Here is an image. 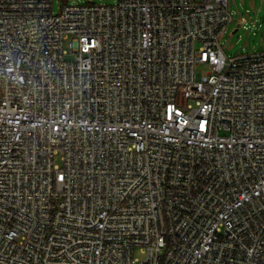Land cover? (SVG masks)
<instances>
[{"label":"built area","instance_id":"built-area-1","mask_svg":"<svg viewBox=\"0 0 264 264\" xmlns=\"http://www.w3.org/2000/svg\"><path fill=\"white\" fill-rule=\"evenodd\" d=\"M231 20L0 0V264H264V49L227 55Z\"/></svg>","mask_w":264,"mask_h":264},{"label":"rangeland","instance_id":"rangeland-1","mask_svg":"<svg viewBox=\"0 0 264 264\" xmlns=\"http://www.w3.org/2000/svg\"><path fill=\"white\" fill-rule=\"evenodd\" d=\"M116 0H52L57 12L63 4H114ZM232 20L220 36V43L227 55L247 54L264 49V0H228ZM246 21V22H243ZM237 28L235 33H232ZM198 69L205 72L201 66ZM59 162V161H57ZM135 256H142L139 251Z\"/></svg>","mask_w":264,"mask_h":264},{"label":"water","instance_id":"water-1","mask_svg":"<svg viewBox=\"0 0 264 264\" xmlns=\"http://www.w3.org/2000/svg\"><path fill=\"white\" fill-rule=\"evenodd\" d=\"M237 31V28L232 31V33H235Z\"/></svg>","mask_w":264,"mask_h":264}]
</instances>
